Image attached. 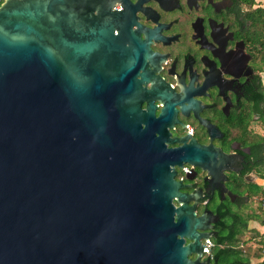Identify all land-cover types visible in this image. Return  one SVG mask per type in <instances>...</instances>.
Instances as JSON below:
<instances>
[{
    "label": "water",
    "instance_id": "95a60500",
    "mask_svg": "<svg viewBox=\"0 0 264 264\" xmlns=\"http://www.w3.org/2000/svg\"><path fill=\"white\" fill-rule=\"evenodd\" d=\"M111 6L0 4V264H199L210 214L168 164L210 152L165 155L140 128L151 112L129 91L148 51Z\"/></svg>",
    "mask_w": 264,
    "mask_h": 264
},
{
    "label": "flooded vegetation",
    "instance_id": "af4514ba",
    "mask_svg": "<svg viewBox=\"0 0 264 264\" xmlns=\"http://www.w3.org/2000/svg\"><path fill=\"white\" fill-rule=\"evenodd\" d=\"M110 1L112 10L122 11L120 28L135 31L148 51L140 53L131 72L143 90L129 91V100H139V110L151 112L140 128L163 142L160 153L210 152L205 167L185 160L168 166L180 181L179 191L197 195L195 215L210 214L207 229L198 230L208 234L200 239L202 251L188 257L199 264H224L214 250L224 219L243 216L264 189L261 0ZM165 104L170 118L157 121Z\"/></svg>",
    "mask_w": 264,
    "mask_h": 264
},
{
    "label": "trees",
    "instance_id": "16d2710c",
    "mask_svg": "<svg viewBox=\"0 0 264 264\" xmlns=\"http://www.w3.org/2000/svg\"><path fill=\"white\" fill-rule=\"evenodd\" d=\"M3 0H0V4ZM261 71H264V7H261ZM261 122L264 124V85L261 82ZM259 155L261 167L264 170V136L261 135V144H259ZM258 208L264 203V189L261 188L258 195ZM261 200V202H260ZM262 215L263 211L261 210ZM232 217L224 219L225 227L220 229L219 235L215 239V245L217 255L224 264H234V262L240 261L244 264H249V259L243 253L241 247L243 242L240 241V235L247 227L249 219L258 220L263 222L262 216L258 213H246L243 216L237 213L231 214ZM261 233V232H260ZM261 253L263 259L258 264H264V234H261ZM240 241V242H239ZM233 260V261H231Z\"/></svg>",
    "mask_w": 264,
    "mask_h": 264
},
{
    "label": "rangeland",
    "instance_id": "374dc122",
    "mask_svg": "<svg viewBox=\"0 0 264 264\" xmlns=\"http://www.w3.org/2000/svg\"><path fill=\"white\" fill-rule=\"evenodd\" d=\"M261 7H264V0H261ZM262 83L264 85V71L261 73ZM261 135L264 136V124L261 122ZM258 198L251 199L249 206L245 208L244 214L246 213H258L262 216L263 222L258 220L249 219L247 227L244 232L240 235V241L243 242L241 249L242 253L248 257L249 264H258L263 255L261 253V234H264V207L261 205V209L258 208ZM263 211V215L262 212ZM261 232V233H260ZM239 241V242H240Z\"/></svg>",
    "mask_w": 264,
    "mask_h": 264
},
{
    "label": "built area",
    "instance_id": "2783aa9c",
    "mask_svg": "<svg viewBox=\"0 0 264 264\" xmlns=\"http://www.w3.org/2000/svg\"><path fill=\"white\" fill-rule=\"evenodd\" d=\"M262 205H263V207H264V203H263ZM209 246H210V243L206 240V241L203 243V248H204V250L207 251L208 248H209Z\"/></svg>",
    "mask_w": 264,
    "mask_h": 264
},
{
    "label": "clouds",
    "instance_id": "9594fccd",
    "mask_svg": "<svg viewBox=\"0 0 264 264\" xmlns=\"http://www.w3.org/2000/svg\"><path fill=\"white\" fill-rule=\"evenodd\" d=\"M260 202H261V200H260ZM261 206V205H260Z\"/></svg>",
    "mask_w": 264,
    "mask_h": 264
}]
</instances>
